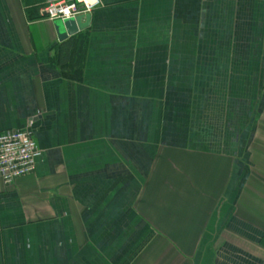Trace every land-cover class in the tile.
Segmentation results:
<instances>
[{"label": "crops", "instance_id": "0c3cea01", "mask_svg": "<svg viewBox=\"0 0 264 264\" xmlns=\"http://www.w3.org/2000/svg\"><path fill=\"white\" fill-rule=\"evenodd\" d=\"M50 1L0 0V264H264V0Z\"/></svg>", "mask_w": 264, "mask_h": 264}, {"label": "built area", "instance_id": "2783aa9c", "mask_svg": "<svg viewBox=\"0 0 264 264\" xmlns=\"http://www.w3.org/2000/svg\"><path fill=\"white\" fill-rule=\"evenodd\" d=\"M99 0H55L43 8L50 21H65L90 13ZM41 151L30 129L9 130L0 133V180L6 184L34 171Z\"/></svg>", "mask_w": 264, "mask_h": 264}, {"label": "water", "instance_id": "95a60500", "mask_svg": "<svg viewBox=\"0 0 264 264\" xmlns=\"http://www.w3.org/2000/svg\"><path fill=\"white\" fill-rule=\"evenodd\" d=\"M90 21V15H78L73 19L65 21H54V29L58 38V41H63L68 37L75 35L78 31H81L88 27Z\"/></svg>", "mask_w": 264, "mask_h": 264}, {"label": "trees", "instance_id": "16d2710c", "mask_svg": "<svg viewBox=\"0 0 264 264\" xmlns=\"http://www.w3.org/2000/svg\"><path fill=\"white\" fill-rule=\"evenodd\" d=\"M61 47L62 48L60 50L59 58L61 62L63 63V62H66L69 58V50H68L67 45L66 46L62 45Z\"/></svg>", "mask_w": 264, "mask_h": 264}]
</instances>
